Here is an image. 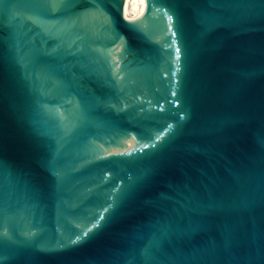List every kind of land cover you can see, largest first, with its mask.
<instances>
[{
    "label": "water",
    "instance_id": "1",
    "mask_svg": "<svg viewBox=\"0 0 264 264\" xmlns=\"http://www.w3.org/2000/svg\"><path fill=\"white\" fill-rule=\"evenodd\" d=\"M0 264H264V0H0Z\"/></svg>",
    "mask_w": 264,
    "mask_h": 264
},
{
    "label": "bare ground",
    "instance_id": "2",
    "mask_svg": "<svg viewBox=\"0 0 264 264\" xmlns=\"http://www.w3.org/2000/svg\"><path fill=\"white\" fill-rule=\"evenodd\" d=\"M148 0H123V15L130 22L136 23L140 10L147 5Z\"/></svg>",
    "mask_w": 264,
    "mask_h": 264
},
{
    "label": "snow or ice",
    "instance_id": "3",
    "mask_svg": "<svg viewBox=\"0 0 264 264\" xmlns=\"http://www.w3.org/2000/svg\"><path fill=\"white\" fill-rule=\"evenodd\" d=\"M105 211H107V209H105ZM100 219L102 220L103 217L101 216ZM96 226H98V225H94L93 227H96ZM89 231H91V229H89ZM84 235L87 236L88 235V232H85ZM79 239H80V237H77V240H79ZM73 243H75V241H73Z\"/></svg>",
    "mask_w": 264,
    "mask_h": 264
}]
</instances>
